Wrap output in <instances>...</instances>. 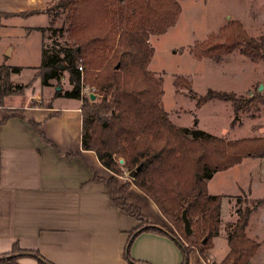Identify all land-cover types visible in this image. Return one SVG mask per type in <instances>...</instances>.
I'll return each instance as SVG.
<instances>
[{"label":"trees","instance_id":"obj_1","mask_svg":"<svg viewBox=\"0 0 264 264\" xmlns=\"http://www.w3.org/2000/svg\"><path fill=\"white\" fill-rule=\"evenodd\" d=\"M179 10L178 0H50L42 9L46 25L37 28L42 39L33 77L47 86L66 72L69 89L62 93L55 90L54 96L80 100V148L93 151L112 174L104 179L94 174L92 179L105 183L113 206L139 221L129 232L126 249L131 237L140 231L167 233L180 245L181 264H185L190 250L207 262L211 240L218 233L222 197L206 192V179L244 157H264V136L232 140L196 128L195 121L191 127L171 123L160 103L159 80L146 68L153 51L148 38L171 26ZM218 32L225 41L216 46H195V57L235 50L250 59L264 56V37L245 35L233 21ZM44 40L50 41L48 45ZM21 70L0 63V101L28 85L10 81V75ZM82 79L94 86L98 96L90 99L82 94ZM185 84L196 108L212 98L225 100L235 117L237 111L264 100L260 94L242 98L210 88L197 95L189 81ZM18 114L8 110L0 122ZM137 165L133 178L127 176L118 183L116 177ZM131 184L152 201L172 231L149 224L139 208L126 201L125 192ZM260 204H264V197L252 201L250 208L238 209L226 234V254L208 264H248L257 243L245 235V226L251 209ZM183 210L192 231L189 235L182 229ZM23 256L36 259L38 264H52L16 243L0 253V264H18Z\"/></svg>","mask_w":264,"mask_h":264},{"label":"crops","instance_id":"obj_2","mask_svg":"<svg viewBox=\"0 0 264 264\" xmlns=\"http://www.w3.org/2000/svg\"><path fill=\"white\" fill-rule=\"evenodd\" d=\"M11 1L0 0V63L22 67L18 74L10 75V81L27 85L19 78L36 66L34 61L40 62L42 38L37 28L46 24L45 0H28L26 6L14 8ZM24 88L0 101V120L8 110L19 111L0 122V253L16 243L52 264H181L180 245L167 233L140 231L126 249L129 232L139 221L113 206L105 183L92 179L94 174L103 179L112 174L93 151L80 148V100L54 95L45 100L41 96L39 105H31L28 101L36 98L31 93L17 100ZM248 159L255 160L253 182L251 175L244 179L236 175L237 167ZM223 171L232 172L233 185L222 186V192L211 190L208 184L218 171L205 181L206 192L221 195L220 209L221 204L225 206L222 210L229 216L221 219L219 210L222 236L212 238L207 262L190 250L185 264L220 261L227 250L218 260H213L211 251L217 237L226 242L225 227L237 217V197H243L249 208L252 201L264 197V193L257 194L264 187V157H245ZM122 180L118 177V183ZM125 199L139 208L149 224L172 231L152 201L133 184L126 189ZM230 199H235V218L229 214ZM258 210H263L260 218L264 223V204H260L248 214L245 235L257 243L254 256L261 254L264 264V238H257L254 229L249 231L250 218ZM17 262L38 264L28 256Z\"/></svg>","mask_w":264,"mask_h":264},{"label":"rangeland","instance_id":"obj_3","mask_svg":"<svg viewBox=\"0 0 264 264\" xmlns=\"http://www.w3.org/2000/svg\"><path fill=\"white\" fill-rule=\"evenodd\" d=\"M48 1L50 0H45L44 4ZM27 2L28 0H14L9 4L14 8V6H26ZM178 2L180 10L174 23L162 34L150 35L148 38V44L153 51L146 68L159 80L160 103L167 117L176 127H191L195 121L196 128L225 139L263 137L264 100L247 109L237 111L236 117L233 116L230 102L225 100L212 98L196 108L194 100L189 98L185 81H189L191 90L197 95L205 93L210 88L215 91L230 92L242 98H247L252 94L264 96V56L250 59L236 50L228 54L199 58L193 54L194 47L201 46L199 44H204V47L223 43L225 40L222 35L218 37V31L231 21L239 24L247 36L264 37V0H178ZM7 38L10 37H3V40ZM49 42V40H44L47 45ZM34 62L32 64L36 66L29 67L31 69H27L19 78L20 81L28 82L29 85L24 88L23 95L17 97V100L24 99L31 93L36 98L28 101V104L39 105L41 96L47 100V97L54 95L55 90L62 93L69 89L65 71L61 72L58 80L52 79L49 85H41L39 79L33 77L36 73L35 68L39 64V61ZM82 82L83 95L92 94V99L98 96L94 86H89L83 79ZM174 82L178 86H174ZM259 85L260 88H258ZM237 169L236 175L240 179L251 175L252 182L255 180L254 159L253 161L245 160L244 164L238 166ZM127 173L125 172L120 177L124 180ZM118 177H116L117 181ZM232 179V172L220 170L213 175L208 184L211 190L222 192V186L233 185ZM263 193L264 187H259L257 194L262 195ZM242 198L237 197L240 210L247 208ZM230 201L233 205H231L229 214L235 218V199H230ZM222 207L224 210L225 206L221 204L220 217L222 219L223 215V220H226L229 216L224 213ZM262 214L263 210H258L250 218L249 231L256 230L257 238H264V223L262 224L260 218ZM223 220H220L221 225ZM220 223L217 235L222 236ZM230 225L228 228L225 227L226 231L229 230ZM220 236L215 239L214 248L211 251L213 260L220 259L227 250L226 242ZM260 255L259 257L253 255L254 257L250 258L248 264L250 262L262 264L263 257L261 258Z\"/></svg>","mask_w":264,"mask_h":264},{"label":"water","instance_id":"obj_4","mask_svg":"<svg viewBox=\"0 0 264 264\" xmlns=\"http://www.w3.org/2000/svg\"><path fill=\"white\" fill-rule=\"evenodd\" d=\"M258 88H260V85L258 86ZM92 96H93L92 94L89 95L90 99H92ZM120 161H121V160H119V162H120ZM138 168H139V165H137L136 167H134L133 169H131V170L127 173V176L130 177V178H133L134 175H135V173H136V171L138 170ZM180 218H181V221H182V229H183V233H184L185 235H189V234H191L192 231H191V228H190V226H189L188 220H187V218H186V216H185V211H184V210L181 212ZM203 241H204V239H203Z\"/></svg>","mask_w":264,"mask_h":264},{"label":"built area","instance_id":"obj_5","mask_svg":"<svg viewBox=\"0 0 264 264\" xmlns=\"http://www.w3.org/2000/svg\"><path fill=\"white\" fill-rule=\"evenodd\" d=\"M78 69L81 70V67L79 66ZM81 92H82V90H81Z\"/></svg>","mask_w":264,"mask_h":264}]
</instances>
